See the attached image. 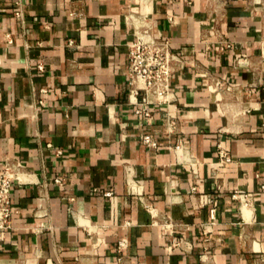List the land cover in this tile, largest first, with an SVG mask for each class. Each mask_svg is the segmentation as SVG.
<instances>
[{"label":"crops","instance_id":"0c3cea01","mask_svg":"<svg viewBox=\"0 0 264 264\" xmlns=\"http://www.w3.org/2000/svg\"><path fill=\"white\" fill-rule=\"evenodd\" d=\"M138 27L181 59L149 118L129 92ZM7 162L0 264H264V0H0Z\"/></svg>","mask_w":264,"mask_h":264},{"label":"built area","instance_id":"2783aa9c","mask_svg":"<svg viewBox=\"0 0 264 264\" xmlns=\"http://www.w3.org/2000/svg\"><path fill=\"white\" fill-rule=\"evenodd\" d=\"M18 18L21 17L17 12ZM72 43V41H69ZM230 44L223 42L218 49L228 48ZM128 57V83L130 95L134 97L136 108L134 113L146 118L151 117L150 105L170 103L173 99V92L170 89L169 77L181 64L180 57L172 51L170 43L166 39L156 38L146 30L143 35H138L132 43L127 45ZM40 70L42 64H38ZM222 81L216 79L213 81L215 89L223 87ZM162 124L168 135L176 133L177 120L169 113H165L162 118ZM141 141L148 147L157 148L158 144L150 134H142ZM174 148H179L175 144ZM218 161L226 164L231 161L228 151L218 143L216 146ZM20 167L19 163H5L0 168V229L10 227L11 223V202L10 190L13 180L16 178L15 171ZM57 183H61L56 178ZM194 189V187H193ZM242 205L248 203L247 194L242 191H236L233 195ZM210 217L214 218V209L210 210ZM170 226L171 222L163 223ZM119 249L125 247V241L118 243Z\"/></svg>","mask_w":264,"mask_h":264},{"label":"bare ground","instance_id":"6f19581e","mask_svg":"<svg viewBox=\"0 0 264 264\" xmlns=\"http://www.w3.org/2000/svg\"><path fill=\"white\" fill-rule=\"evenodd\" d=\"M141 27V26H140ZM138 32H139V35H143V31L142 30H139V27H138Z\"/></svg>","mask_w":264,"mask_h":264}]
</instances>
